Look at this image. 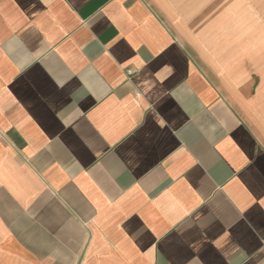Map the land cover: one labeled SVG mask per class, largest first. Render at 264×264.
<instances>
[{"label":"crops","instance_id":"1","mask_svg":"<svg viewBox=\"0 0 264 264\" xmlns=\"http://www.w3.org/2000/svg\"><path fill=\"white\" fill-rule=\"evenodd\" d=\"M157 8L0 0V264H264V0Z\"/></svg>","mask_w":264,"mask_h":264},{"label":"rangeland","instance_id":"2","mask_svg":"<svg viewBox=\"0 0 264 264\" xmlns=\"http://www.w3.org/2000/svg\"><path fill=\"white\" fill-rule=\"evenodd\" d=\"M158 10H162L168 24L175 33L189 46L195 56L200 57L205 69H209L208 61L220 63L229 56L230 34L224 32L222 26L215 29L208 26V12L215 9L222 12L224 0H152ZM221 18L222 15L216 17ZM215 19V20H216ZM213 21V17H211ZM228 40H226V39Z\"/></svg>","mask_w":264,"mask_h":264},{"label":"built area","instance_id":"3","mask_svg":"<svg viewBox=\"0 0 264 264\" xmlns=\"http://www.w3.org/2000/svg\"><path fill=\"white\" fill-rule=\"evenodd\" d=\"M133 70L132 69H127L126 70V73H127V75H129V76H131L132 74H133ZM141 96H142V94H141V92L140 91H135L134 92V98L136 99V101H137V103H140V98H141Z\"/></svg>","mask_w":264,"mask_h":264}]
</instances>
